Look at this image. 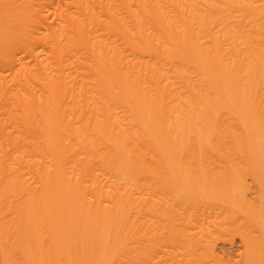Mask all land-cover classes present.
<instances>
[{"label":"bare ground","instance_id":"6f19581e","mask_svg":"<svg viewBox=\"0 0 264 264\" xmlns=\"http://www.w3.org/2000/svg\"><path fill=\"white\" fill-rule=\"evenodd\" d=\"M0 264H264V0H0Z\"/></svg>","mask_w":264,"mask_h":264}]
</instances>
